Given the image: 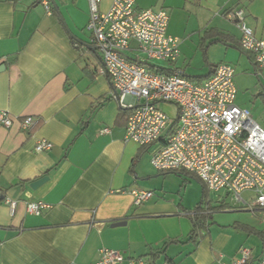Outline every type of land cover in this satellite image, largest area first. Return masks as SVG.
<instances>
[{
  "label": "crops",
  "instance_id": "crops-1",
  "mask_svg": "<svg viewBox=\"0 0 264 264\" xmlns=\"http://www.w3.org/2000/svg\"><path fill=\"white\" fill-rule=\"evenodd\" d=\"M46 1L50 12L44 0H0V110L13 118L9 128L0 127V264H93L101 249L121 252L120 264H227L241 248L251 252L248 264H258L264 210L245 208L223 191L208 193L212 208H224L215 209L191 240L202 185L151 167L161 141L141 147L124 140L127 113L111 98L87 30L88 1ZM111 2L100 0L99 11L106 12ZM135 5L166 11L167 34L180 41L176 63L151 61L152 71L176 69L194 83L204 82L221 63L234 70L250 64L256 71L252 56L238 48L241 32L231 15L241 11L246 27L264 40V0H135ZM219 39L225 44L213 43ZM136 48L131 42L126 57L138 59ZM27 117L36 120L30 131L20 126ZM40 140L52 147L37 154ZM43 177L44 183L30 187ZM134 189L153 195L136 207ZM240 196L247 205L254 199L250 191ZM37 202L48 207L39 215L27 213L26 205ZM118 222L123 225L115 226Z\"/></svg>",
  "mask_w": 264,
  "mask_h": 264
},
{
  "label": "built area",
  "instance_id": "built-area-1",
  "mask_svg": "<svg viewBox=\"0 0 264 264\" xmlns=\"http://www.w3.org/2000/svg\"><path fill=\"white\" fill-rule=\"evenodd\" d=\"M87 1V30L109 78L111 98L129 112L124 140L141 147L161 141V148L150 158L155 171H184L196 177L208 193L223 191L245 208L264 210V129L248 111L234 104V67L221 63L202 83L188 80L176 69L154 72L148 65L151 61L174 65L180 56L179 39L167 34L166 11L138 9L135 0H112L110 8L100 12V0ZM43 4L50 12L48 2L44 0ZM231 18L241 32L240 48L252 56L256 72L264 78V40L256 38L246 27L241 11ZM133 41L137 44L135 60L125 55ZM164 105L175 106V118L161 108ZM12 123L10 114L0 110V127L9 128ZM35 124L32 117L20 122L24 131H30ZM101 133H108V129ZM51 147V143L40 140L34 152L38 154ZM245 191L254 195L248 205L240 196ZM130 194L136 207L153 195L151 191L137 189ZM5 203L14 207L13 202ZM47 207L42 202L28 203L26 211L39 215ZM250 256L248 248H241L227 264H248ZM124 259L117 250L101 249L93 264H120ZM131 264L144 262L133 260ZM258 264H264V250Z\"/></svg>",
  "mask_w": 264,
  "mask_h": 264
},
{
  "label": "rangeland",
  "instance_id": "rangeland-1",
  "mask_svg": "<svg viewBox=\"0 0 264 264\" xmlns=\"http://www.w3.org/2000/svg\"><path fill=\"white\" fill-rule=\"evenodd\" d=\"M199 61H201L200 58H198V62ZM152 63L156 65L157 63L158 65L160 63L164 64L160 61H152ZM246 68H248V70H243ZM246 68L237 67L235 69L234 82L237 89V94L234 100V104L239 108L248 111L252 119L262 129H264V78L261 73H257L256 71H254L253 67L250 64ZM165 111L170 118H175V106L166 105ZM170 174L174 175L172 173H168L163 176H168ZM192 184H194L196 188H199L198 183L195 182Z\"/></svg>",
  "mask_w": 264,
  "mask_h": 264
},
{
  "label": "trees",
  "instance_id": "trees-1",
  "mask_svg": "<svg viewBox=\"0 0 264 264\" xmlns=\"http://www.w3.org/2000/svg\"><path fill=\"white\" fill-rule=\"evenodd\" d=\"M49 4V3H48ZM50 6V5H49ZM214 42H222L225 44V40H222V39H219V40H215L213 41ZM238 48L239 50H241L243 53H245L241 48H240V45L238 44ZM247 54L249 57H250V54L249 53H245ZM256 68V67H255ZM211 75V74H210ZM209 77V76H208ZM120 109L123 111V112H126L127 113V117H128V110L126 109H123L120 107ZM166 173H175V174H178L179 176H183V177H188V178H193L194 180H196L197 182H199L202 187H203V191H202V196H201V201L200 203L197 205V207L195 208L194 210V216L192 217V221H193V229L191 231V240L193 239H197L198 236L200 235V232L202 231V229H204V226H205V223L208 219L211 218V214L213 212H215V209H223L224 206H219L217 208H212L210 206V202L207 201L208 199V191L206 190L205 186L196 178L194 177L193 175L189 174V173H186L184 171H174V172H166ZM185 181V180H184ZM205 204L206 205V208L202 209L201 208V205ZM216 210V211H218Z\"/></svg>",
  "mask_w": 264,
  "mask_h": 264
},
{
  "label": "water",
  "instance_id": "water-1",
  "mask_svg": "<svg viewBox=\"0 0 264 264\" xmlns=\"http://www.w3.org/2000/svg\"><path fill=\"white\" fill-rule=\"evenodd\" d=\"M52 4H53V1H52ZM1 69H3V68H1ZM1 69H0V70H1ZM46 180H47V177H43V178H41V179H39V180L33 182V183L30 185V187H31V188H36L37 186H39V185H41L42 183H44ZM114 225H115V226H120V225H123V222H118V223H116V224H114Z\"/></svg>",
  "mask_w": 264,
  "mask_h": 264
}]
</instances>
